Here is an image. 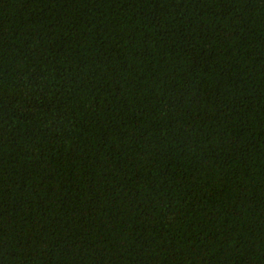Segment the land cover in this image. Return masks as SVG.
I'll list each match as a JSON object with an SVG mask.
<instances>
[{"label": "trees", "instance_id": "1", "mask_svg": "<svg viewBox=\"0 0 264 264\" xmlns=\"http://www.w3.org/2000/svg\"><path fill=\"white\" fill-rule=\"evenodd\" d=\"M0 264H264V0H0Z\"/></svg>", "mask_w": 264, "mask_h": 264}]
</instances>
